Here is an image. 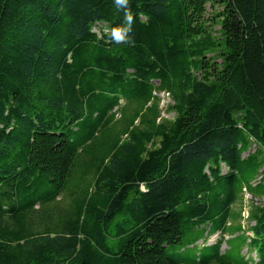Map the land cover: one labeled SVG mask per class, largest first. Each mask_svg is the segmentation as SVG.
<instances>
[{
    "label": "trees",
    "instance_id": "16d2710c",
    "mask_svg": "<svg viewBox=\"0 0 264 264\" xmlns=\"http://www.w3.org/2000/svg\"><path fill=\"white\" fill-rule=\"evenodd\" d=\"M129 5L0 0V264H264V0Z\"/></svg>",
    "mask_w": 264,
    "mask_h": 264
},
{
    "label": "rangeland",
    "instance_id": "374dc122",
    "mask_svg": "<svg viewBox=\"0 0 264 264\" xmlns=\"http://www.w3.org/2000/svg\"><path fill=\"white\" fill-rule=\"evenodd\" d=\"M219 29V26H217L215 28V30ZM158 97L161 99V110H162V116L164 118H167V119H174L175 118V113L173 112H170L168 110L169 106L173 104L172 102V99L170 98L169 95L167 94H164V93H160L158 94ZM254 151V150H253ZM264 171V169H263ZM224 172V170H223ZM246 203H245V212H244V217H246L245 221L243 222L244 225L247 227V229H249L248 227L250 226H253L254 225V222H249L248 221V211L250 210V206L252 205V202L254 201L255 203H258L260 204L261 202L259 200H253L252 196L247 194L246 195ZM235 209H239V207H235ZM249 231V230H248ZM247 235H252V233H247ZM229 239H232L231 236L229 235H226V240L228 241ZM215 241V238L214 236L209 240V243H213ZM229 249V247L227 246V244L224 242V244L222 245V250L223 252L227 251ZM244 255H246V257H255V254L253 253H250L247 248H245L242 252Z\"/></svg>",
    "mask_w": 264,
    "mask_h": 264
},
{
    "label": "clouds",
    "instance_id": "9594fccd",
    "mask_svg": "<svg viewBox=\"0 0 264 264\" xmlns=\"http://www.w3.org/2000/svg\"><path fill=\"white\" fill-rule=\"evenodd\" d=\"M115 6L124 13V23L113 28L111 38L116 43L127 42L131 39L129 33L132 32L133 16L130 11L129 0H114Z\"/></svg>",
    "mask_w": 264,
    "mask_h": 264
},
{
    "label": "bare ground",
    "instance_id": "6f19581e",
    "mask_svg": "<svg viewBox=\"0 0 264 264\" xmlns=\"http://www.w3.org/2000/svg\"><path fill=\"white\" fill-rule=\"evenodd\" d=\"M247 193V192H246ZM249 193V192H248ZM252 196V195H251ZM248 216H250V214H248Z\"/></svg>",
    "mask_w": 264,
    "mask_h": 264
}]
</instances>
